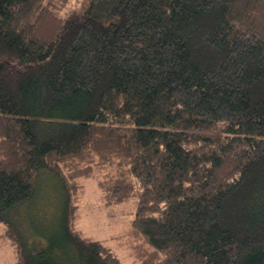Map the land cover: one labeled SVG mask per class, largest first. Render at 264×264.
Instances as JSON below:
<instances>
[{
    "label": "trees",
    "instance_id": "trees-1",
    "mask_svg": "<svg viewBox=\"0 0 264 264\" xmlns=\"http://www.w3.org/2000/svg\"><path fill=\"white\" fill-rule=\"evenodd\" d=\"M42 171L61 231L32 250L6 214ZM89 177L135 199L134 264H264V0H0L11 264H122L77 226Z\"/></svg>",
    "mask_w": 264,
    "mask_h": 264
},
{
    "label": "rangeland",
    "instance_id": "rangeland-1",
    "mask_svg": "<svg viewBox=\"0 0 264 264\" xmlns=\"http://www.w3.org/2000/svg\"><path fill=\"white\" fill-rule=\"evenodd\" d=\"M83 193L79 198L77 226L94 239H101L113 247L122 264H134L128 248L113 237L124 232L135 213V199L106 207L94 178H81ZM33 196L7 211L9 226L32 250L44 248L48 236L61 231L62 191L57 177L49 171L38 173L33 183ZM110 212V213H108ZM7 223L0 222V264L14 261V250L7 233ZM41 241V242H40Z\"/></svg>",
    "mask_w": 264,
    "mask_h": 264
}]
</instances>
